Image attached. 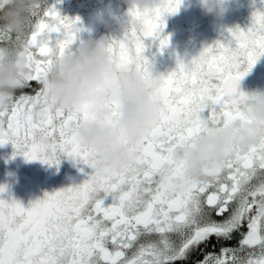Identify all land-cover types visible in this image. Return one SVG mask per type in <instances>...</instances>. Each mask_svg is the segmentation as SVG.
Listing matches in <instances>:
<instances>
[{"label": "snow or ice", "instance_id": "snow-or-ice-1", "mask_svg": "<svg viewBox=\"0 0 264 264\" xmlns=\"http://www.w3.org/2000/svg\"><path fill=\"white\" fill-rule=\"evenodd\" d=\"M59 2L32 7L26 36L30 76L21 88L32 94L0 102V146L11 143L14 155L27 161L58 166L71 158L89 168L96 154L75 136L77 127L92 122L88 105L70 112L45 109L39 120L30 115L53 61L83 31L79 17L61 15ZM181 2L128 8L132 25L142 24L143 31L131 26L111 39L109 51L121 66L134 64L149 76L153 66L145 51L151 45L145 41H158L161 51L168 46L164 17ZM261 5L254 6L245 28H228L190 59L177 56L175 68L161 75L159 118L132 165L103 174L81 169L83 182L46 192L27 207L0 185V194L7 192L0 196V264H179L212 238L227 241L236 234L235 247L208 252L197 264H264V139L248 148L234 145L203 179H187L180 191L171 188L185 175L177 160L181 148L213 127L248 119L241 111L247 97L240 81L264 56V0ZM112 110L115 116L117 106Z\"/></svg>", "mask_w": 264, "mask_h": 264}, {"label": "clouds", "instance_id": "clouds-1", "mask_svg": "<svg viewBox=\"0 0 264 264\" xmlns=\"http://www.w3.org/2000/svg\"><path fill=\"white\" fill-rule=\"evenodd\" d=\"M232 2L198 0V5L205 15L222 18ZM124 3L127 9L121 14L111 10L97 14L98 22L105 27L116 25L119 37L131 26L143 31L142 24L132 25L127 14L130 6L149 9L159 5L160 0H124ZM34 4L35 0H0V21H3L0 33L4 34L0 43V102L4 104L11 102L30 76L26 36ZM181 5L188 6L185 0ZM112 38L111 35L84 38L80 33L73 46L53 61L41 82L40 99L30 112L33 119L39 120L45 109L70 112L88 105L92 122L77 127L75 136L82 148L96 154L89 168L97 174L132 165L138 158L141 141L161 110L156 95L162 73L152 69L144 78L134 64L121 66L119 57L109 51ZM246 97L241 111L247 120L213 127L180 149L177 160L184 164L185 175L172 182L173 191L182 190L187 179H203L206 170L219 168L234 145L243 149L264 139V89L250 91ZM113 105L117 106L115 116Z\"/></svg>", "mask_w": 264, "mask_h": 264}, {"label": "flooded vegetation", "instance_id": "flooded-vegetation-1", "mask_svg": "<svg viewBox=\"0 0 264 264\" xmlns=\"http://www.w3.org/2000/svg\"><path fill=\"white\" fill-rule=\"evenodd\" d=\"M42 6L50 5L53 0H35ZM187 7L181 5L174 14L164 17L163 36L170 38L169 44L162 51L159 43L149 38L145 41V55L152 63L157 73L167 74L176 66L177 56L190 59L199 54L202 48L221 38V33L228 28L240 26L245 28L255 7H261V0H233L228 12L222 18L205 15L198 5V0H185ZM61 15L69 18H80L83 28L81 35L87 38L92 35L119 37L120 33L113 23L111 28L105 27L97 20L98 12L105 14L111 10L117 14L127 9L124 0H60L56 4ZM35 87V84L33 85ZM264 89V56H261L251 71L240 81V90L248 93L253 90ZM32 94V89L25 88L16 92ZM11 143L0 146V185H6L12 197L22 202L26 207L30 202L43 198L51 193L70 185L79 184L86 179L81 169L91 172V169L71 158H62L59 165L49 166L39 160L27 161L23 155H14ZM4 198L7 192L0 194ZM218 219L217 217H214ZM173 239H176L173 237ZM239 234L231 240L217 241L212 238L207 244L193 250L189 257L179 264H197L208 252L219 253L221 247H235ZM178 242V241H177Z\"/></svg>", "mask_w": 264, "mask_h": 264}, {"label": "trees", "instance_id": "trees-1", "mask_svg": "<svg viewBox=\"0 0 264 264\" xmlns=\"http://www.w3.org/2000/svg\"><path fill=\"white\" fill-rule=\"evenodd\" d=\"M3 23V21H0V24H2Z\"/></svg>", "mask_w": 264, "mask_h": 264}]
</instances>
